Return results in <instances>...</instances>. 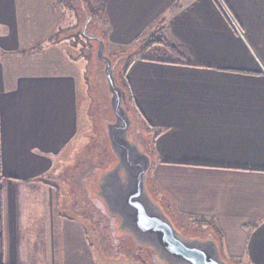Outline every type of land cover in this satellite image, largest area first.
<instances>
[{
	"label": "crops",
	"instance_id": "crops-1",
	"mask_svg": "<svg viewBox=\"0 0 264 264\" xmlns=\"http://www.w3.org/2000/svg\"><path fill=\"white\" fill-rule=\"evenodd\" d=\"M84 1L101 13L105 47L154 54L134 56L125 75L150 134L149 193L180 232L206 229L228 264H264V0ZM51 2L0 0V264H161L144 252L136 262L95 220L70 216L51 180L77 138L84 75L56 46L40 64L13 59L65 27L57 8L38 30ZM154 35L177 55L146 41Z\"/></svg>",
	"mask_w": 264,
	"mask_h": 264
},
{
	"label": "rangeland",
	"instance_id": "rangeland-1",
	"mask_svg": "<svg viewBox=\"0 0 264 264\" xmlns=\"http://www.w3.org/2000/svg\"><path fill=\"white\" fill-rule=\"evenodd\" d=\"M51 1V0H50ZM216 1V0H215ZM217 2V1H216ZM39 5H43L38 2ZM82 3L85 4L86 9L89 14L93 16V23L89 24L87 30L89 33L99 30L100 35L105 38V28L103 20L99 11L95 8L92 9L90 5L84 0H52L54 12L51 13L49 8L46 7L45 11H38L36 21L39 24V31L48 27L50 20L52 21V16L56 17L58 11L57 8L66 10L63 6H68L71 10V15L77 13V25L78 28L75 29H65L60 33V37L44 35L43 33H38V37H43L40 42L29 44L30 47L25 45L22 50L14 55L13 59L23 61L25 63H30L31 60H37L40 64L46 57H51V50L44 53V49L47 46H56V50L62 52L71 64V69L77 77L78 73L84 75L79 83V94H80V106H79V131L77 138L74 142L68 144L66 149L62 150L59 155V159L56 160L55 169L53 171V176L51 180L56 183L58 188L60 187V192L66 203L65 207L68 208L70 216L81 215L85 219L92 218L102 225L103 234H107L108 237L114 244L118 245L119 248L125 247L127 249L132 248V256L137 262L140 260L137 253L144 252L150 256H153L152 252L148 248L137 246L132 238L122 232L117 234L116 231V219L109 215L102 202L93 195L92 185L97 176V173L110 168L116 161L112 151L109 147L108 139L105 132V123L113 120V113L109 104V92L106 87L105 78L103 76V62L99 61L96 57L97 41L87 39L83 34H79V26L85 20V14L83 13ZM31 6H36V3H31ZM63 5V6H62ZM176 5H174L175 7ZM62 10V12L64 11ZM66 14V12H65ZM95 15V16H94ZM162 22H154L153 26L149 28L159 29ZM66 26V23H65ZM74 35V36H71ZM62 38V41H60ZM151 41L156 40V35L149 37ZM65 42V43H64ZM134 51V52H133ZM137 51V45H133L127 49L118 48L110 50L109 47H105L104 54L108 56L113 62L116 63V68L114 70L115 77L125 90V105L129 109L130 116L135 124L134 133L129 134V138L138 143L140 149L148 153V145L150 134L147 133L144 125L141 123V119L135 116L133 111V101L130 100L127 93L125 84V76L123 78L124 67ZM139 53L140 51H137ZM150 50L142 52L143 55L147 57H152L154 54ZM63 57V56H62ZM33 68V67H31ZM56 68L50 66L48 71L54 72ZM31 71L35 72L33 69L24 70V72ZM40 71V70H39ZM80 74V73H79ZM123 90V91H124ZM132 128V127H131ZM149 154V153H148ZM96 205L98 207H96ZM115 222V223H114ZM112 224V227L111 225ZM186 237H199L206 238V229L195 228L190 231L184 232ZM116 233V234H115ZM119 238L118 241H114V237ZM118 243V244H117ZM107 248V247H106ZM119 256V255H118ZM152 258V257H151ZM120 258L118 261L126 264ZM157 260V259H156ZM161 263V262H160ZM148 264H156L149 260ZM163 264V263H161ZM237 264V263H234Z\"/></svg>",
	"mask_w": 264,
	"mask_h": 264
},
{
	"label": "water",
	"instance_id": "water-1",
	"mask_svg": "<svg viewBox=\"0 0 264 264\" xmlns=\"http://www.w3.org/2000/svg\"><path fill=\"white\" fill-rule=\"evenodd\" d=\"M82 34L97 41L96 57L103 62V76L109 92L113 120L105 123L109 147L116 161L97 173L92 193L113 216L117 234H128L139 247L148 248L163 264H228L211 237H186L172 223L147 191L146 177L151 166L148 153L129 138L133 120L123 105V93L114 76L115 65L104 54V41L96 34Z\"/></svg>",
	"mask_w": 264,
	"mask_h": 264
},
{
	"label": "trees",
	"instance_id": "trees-1",
	"mask_svg": "<svg viewBox=\"0 0 264 264\" xmlns=\"http://www.w3.org/2000/svg\"><path fill=\"white\" fill-rule=\"evenodd\" d=\"M214 1V3L219 7V5L217 4V2L215 1V0H213ZM89 5H90V7L92 8V9H95L96 8V6H94L91 2H87ZM65 5H67V4H65ZM63 6L66 10H64V9H62V10H64L65 12H66V14L69 16V19H67V21H66V26L63 28L62 27V29L57 33L58 34V37H60L59 36V34L60 33H62L66 28L67 29H75V28H78V25H77V18H76V16H77V13L75 14L74 13V15L72 16L71 15V10L68 8V6ZM98 11H99V9L98 8H96ZM61 10V11H62ZM82 11H83V13L85 14V20L83 21V23L82 24H80V26H79V34H77V37H79V35L80 34H82V30H81V28H82V26H83V24L86 22V20H87V18H90V21L88 22V24H87V27H88V25L89 24H91V23H93V21H94V18H93V16L92 15H90L89 14V12H88V10L86 9V7H85V4H83L82 3V9H81ZM99 14L101 15V13H100V11H99ZM95 16V15H94ZM164 17H165V15L162 17V21L164 20ZM161 21V22H162ZM87 27H86V32H88V30H87ZM154 30H156V29H154ZM154 30H152V31H154ZM159 29H157V31H158ZM89 33V32H88ZM92 34H96V35H98L103 41H104V36L103 35H100V33H99V30H96V31H94V32H91ZM56 34V35H57ZM71 36H74V35H71ZM103 36V37H102ZM147 36V35H146ZM145 36V39H146V41L148 40V38ZM60 41H62V38H60ZM145 41V42H146ZM148 41H150V44H152V43H160L161 45H163L165 48H167L168 49V51H169V53L171 54V55H173V56H176L177 55V51L175 50V48H174V46H172V45H170L166 40H164V39H161L160 38V36H158V35H156V40H154V41H151V40H148ZM65 43V42H64ZM104 45H105V42H104ZM137 45V51H140L141 53H140V55L142 54V52H144L145 50L143 49V46L141 47V43H139V44H136ZM105 50V49H104ZM137 51H135V53H134V55H130V56H132L130 59H129V61L127 62V64L125 65V67H124V71H123V73H122V75H123V78H124V76L126 75V71H127V68H128V65L132 62V60H133V57L134 56H137V55H139V53H136ZM134 52V51H133ZM178 58L180 59V58H182V56L179 54V56H178ZM111 62H112V64L113 65H115V68H116V63L115 62H113L112 60H111ZM115 68H114V70H115ZM114 76H115V74H114ZM115 79H116V77H115ZM125 80H126V77H125ZM116 82H117V84L119 85V83H118V81H117V79H116ZM127 82V81H126ZM120 86V85H119ZM125 87H126V90H127V93H128V95H129V98H130V100L132 101V96H131V93H130V90H129V87H128V83H126L125 84ZM120 88H121V90H122V87L120 86ZM123 90H124V88H123ZM122 90V93H123V105L127 108V106L125 105V90L123 91ZM133 124H135V122L133 121ZM134 131V126H132V128H131V130H130V134L131 133H134L133 132ZM148 150H149V145H148ZM147 178V177H146ZM146 186H147V184H146ZM147 191H148V188H147ZM148 193H149V191H148ZM149 195L152 197V199L154 200V201H156L157 202V200H155L154 198H153V196L151 195V193H149ZM161 207H162V205L159 203V202H157ZM162 209H163V207H162ZM164 210V209H163ZM215 240V239H214ZM219 248V247H218Z\"/></svg>",
	"mask_w": 264,
	"mask_h": 264
},
{
	"label": "built area",
	"instance_id": "built-area-1",
	"mask_svg": "<svg viewBox=\"0 0 264 264\" xmlns=\"http://www.w3.org/2000/svg\"><path fill=\"white\" fill-rule=\"evenodd\" d=\"M216 1H217V4L219 5V7L221 8V6H220V4H219V3H220V1H219V0H216ZM221 9H222V8H221Z\"/></svg>",
	"mask_w": 264,
	"mask_h": 264
}]
</instances>
